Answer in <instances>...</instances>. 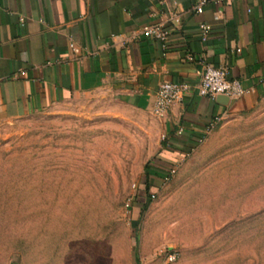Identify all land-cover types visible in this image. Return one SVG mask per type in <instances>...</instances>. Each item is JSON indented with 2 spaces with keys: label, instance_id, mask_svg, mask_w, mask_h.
Returning <instances> with one entry per match:
<instances>
[{
  "label": "rangeland",
  "instance_id": "1",
  "mask_svg": "<svg viewBox=\"0 0 264 264\" xmlns=\"http://www.w3.org/2000/svg\"><path fill=\"white\" fill-rule=\"evenodd\" d=\"M162 134L100 90L0 122V264L123 230L156 241L159 259L179 251L170 264H264V97L135 201Z\"/></svg>",
  "mask_w": 264,
  "mask_h": 264
},
{
  "label": "crops",
  "instance_id": "2",
  "mask_svg": "<svg viewBox=\"0 0 264 264\" xmlns=\"http://www.w3.org/2000/svg\"><path fill=\"white\" fill-rule=\"evenodd\" d=\"M198 1L0 0V122L42 111L75 93L99 90L152 114L159 84L184 81L189 89L181 101L156 117L163 142L155 167L166 174L175 168L176 174L182 165L178 159L192 155L216 127L252 110L264 97V0H222L218 20L213 19V0H205L201 14L194 10ZM200 23L210 25L204 41ZM148 25L168 31L164 46L141 34ZM201 61L225 66L228 77L238 79L247 93L225 103L217 96H200ZM214 116L219 122L205 133ZM164 173L149 175L145 184L158 189L172 177ZM102 234L87 236L85 244L70 239L67 245H54L31 262L170 264L163 254L157 257L156 241L147 242L145 235L126 230ZM5 264L26 263L22 257Z\"/></svg>",
  "mask_w": 264,
  "mask_h": 264
},
{
  "label": "built area",
  "instance_id": "3",
  "mask_svg": "<svg viewBox=\"0 0 264 264\" xmlns=\"http://www.w3.org/2000/svg\"><path fill=\"white\" fill-rule=\"evenodd\" d=\"M215 5V12L213 15L214 20H218L221 16L220 4L222 0H213ZM205 0H199L194 7L197 14L203 12V5ZM175 16V15H174ZM177 20V17H174ZM199 29L201 32L202 40L207 39L208 32L210 30V25L207 23H200ZM141 34L145 37H152L154 39L162 41L163 46L168 37V31L162 29L159 25H148L141 29ZM69 47L73 52H76V46L74 43H70ZM202 73L200 81L197 86V92L200 96H206L209 98H214L218 95H223L233 100L243 96L247 93V90L243 88L238 79H233L228 77V70L223 65L215 66L211 63L201 61ZM189 89V85L184 82H174V81H163L159 84L158 89L155 94V98L152 104L151 112L156 117H163L172 105L176 102L181 101L185 92ZM219 122V117L214 116L208 122L205 127V133H209ZM175 173V168H171L168 171L167 177ZM131 199L126 203V206H130ZM180 256L179 251L173 249L168 250L163 253V257L166 263H173L178 260Z\"/></svg>",
  "mask_w": 264,
  "mask_h": 264
},
{
  "label": "trees",
  "instance_id": "4",
  "mask_svg": "<svg viewBox=\"0 0 264 264\" xmlns=\"http://www.w3.org/2000/svg\"><path fill=\"white\" fill-rule=\"evenodd\" d=\"M163 148L165 146V143L162 144ZM159 172H165L164 174L167 176L166 172L167 170H165L164 168H159V167H153V166H146L145 167V176L148 177L151 174H154L155 176L159 174ZM148 185L145 184V189L144 190H139L137 191L136 195H135V201H139L144 199V194L146 192V190L148 189Z\"/></svg>",
  "mask_w": 264,
  "mask_h": 264
},
{
  "label": "water",
  "instance_id": "5",
  "mask_svg": "<svg viewBox=\"0 0 264 264\" xmlns=\"http://www.w3.org/2000/svg\"><path fill=\"white\" fill-rule=\"evenodd\" d=\"M217 99L220 100V101H222V103H225L226 101L229 100L228 97L223 96V95H218V96H217Z\"/></svg>",
  "mask_w": 264,
  "mask_h": 264
}]
</instances>
